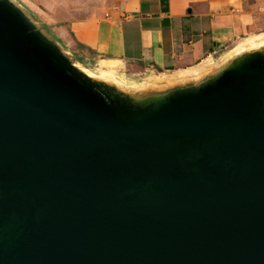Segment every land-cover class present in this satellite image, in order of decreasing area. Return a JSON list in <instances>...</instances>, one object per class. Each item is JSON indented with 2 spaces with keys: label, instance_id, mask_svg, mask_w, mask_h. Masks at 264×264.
<instances>
[{
  "label": "water",
  "instance_id": "1",
  "mask_svg": "<svg viewBox=\"0 0 264 264\" xmlns=\"http://www.w3.org/2000/svg\"><path fill=\"white\" fill-rule=\"evenodd\" d=\"M56 46L0 1V264H264V58L141 104Z\"/></svg>",
  "mask_w": 264,
  "mask_h": 264
},
{
  "label": "crops",
  "instance_id": "2",
  "mask_svg": "<svg viewBox=\"0 0 264 264\" xmlns=\"http://www.w3.org/2000/svg\"><path fill=\"white\" fill-rule=\"evenodd\" d=\"M68 12L55 32L73 63L127 84L193 69L249 35L255 22L244 0H103Z\"/></svg>",
  "mask_w": 264,
  "mask_h": 264
},
{
  "label": "rangeland",
  "instance_id": "3",
  "mask_svg": "<svg viewBox=\"0 0 264 264\" xmlns=\"http://www.w3.org/2000/svg\"><path fill=\"white\" fill-rule=\"evenodd\" d=\"M11 10L15 11L27 22L35 32H37L42 39L51 44H60L57 48L62 55L69 61L74 62L72 54H67L70 49L58 39L55 28L62 26L67 17L70 16L69 9L78 6H85L87 4H94L103 0H0ZM114 0H107L108 3ZM248 9H251L255 16L252 31L249 35L236 41V43L229 45L226 49H222L213 58H209L199 66L182 72H170L165 75H152L144 77L141 84H127L117 78L110 72H99L91 67L89 63H85L87 69L78 63L75 65L80 71L91 78L105 80L118 86L131 90H147L157 87H169L176 84L185 83L186 81H197L212 70L225 65L233 57L242 52L264 47V0H244ZM58 44V45H59ZM57 47V46H56ZM250 57H263L264 52H256L248 55ZM121 96V95H120ZM117 96L116 98H118Z\"/></svg>",
  "mask_w": 264,
  "mask_h": 264
},
{
  "label": "bare ground",
  "instance_id": "4",
  "mask_svg": "<svg viewBox=\"0 0 264 264\" xmlns=\"http://www.w3.org/2000/svg\"><path fill=\"white\" fill-rule=\"evenodd\" d=\"M256 52H264V47L255 48V49H251V50L242 52L241 54H239V55L233 57L231 60H229L225 65L218 67L217 69L212 70L206 76H204L203 78H201L197 81L191 80V81H186L185 83L176 84V85H172L169 87H162V88L157 87V88H151V89L141 90V91L125 89V88L118 86L117 84H114V83H111V82H108L105 80H101V79H97V78H91V77L87 76L85 73H83L82 71H80L79 68L75 65V63H73L72 65L76 69H78L83 75H85L87 78L91 79L92 81H94L98 84L104 85V86L122 94L123 96L127 97L128 99H130L134 102L141 103V104H149V103H156V102L163 101L175 93H181V92L193 90L194 88L196 89V88H199V87L205 85L209 81H214L222 73H224L226 70H228L230 67H232L235 63H237L238 61H240L244 57H246L250 54H254Z\"/></svg>",
  "mask_w": 264,
  "mask_h": 264
}]
</instances>
